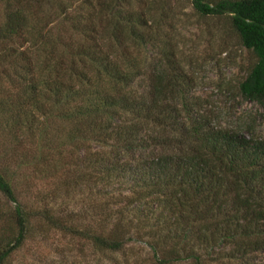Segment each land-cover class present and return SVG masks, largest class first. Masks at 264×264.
Listing matches in <instances>:
<instances>
[{
    "label": "trees",
    "instance_id": "1",
    "mask_svg": "<svg viewBox=\"0 0 264 264\" xmlns=\"http://www.w3.org/2000/svg\"><path fill=\"white\" fill-rule=\"evenodd\" d=\"M35 1L4 3L0 131L18 144L27 132L33 166L45 171L54 153H82L77 184L99 200L84 226L33 211L8 158L0 193L16 237L0 247V264L37 218L111 264H264V139L219 127L190 96L162 35L169 0H41L55 7L49 30L31 22ZM190 1L199 17L226 20L254 56L239 95L264 106V0Z\"/></svg>",
    "mask_w": 264,
    "mask_h": 264
},
{
    "label": "rangeland",
    "instance_id": "2",
    "mask_svg": "<svg viewBox=\"0 0 264 264\" xmlns=\"http://www.w3.org/2000/svg\"><path fill=\"white\" fill-rule=\"evenodd\" d=\"M5 1L0 0V20ZM39 2L41 0L28 6L32 14L31 22L40 23L48 30L56 27V16L47 18L55 7ZM169 2L170 18L163 26L162 35L171 40L181 71L192 82L190 96L199 101L203 112L219 127L237 130L246 136L250 135V129L256 138L264 139V106L246 102L239 95L240 84L256 62L254 56L240 45L226 20L199 17L193 11L190 0ZM27 47L29 43L22 45L21 51ZM1 69L0 73L4 70ZM3 81L6 82V89L9 88L7 80ZM15 88L11 87L12 92ZM134 88L141 93L146 91L139 84ZM23 133V143L18 144L9 135V129L0 131V164L10 159L6 169L12 175L17 174L18 197L33 211L49 210L56 220L65 225L94 224L93 205L99 199L92 196L89 184L81 187L77 184L81 175L77 166L82 153L71 158V150L70 154H63V160L54 153L49 158L50 170L45 171L41 166H33L37 154L31 151L26 136L28 133L24 130ZM96 148L94 146L93 150ZM53 165H56L55 169H52ZM11 214V207L0 193V247L16 237L14 226L7 219ZM132 246L134 249L137 247L135 244ZM6 264L111 263L105 256L95 254L87 242L51 229L45 221L37 218L32 221L24 246Z\"/></svg>",
    "mask_w": 264,
    "mask_h": 264
}]
</instances>
